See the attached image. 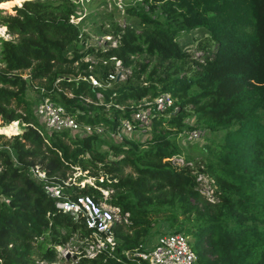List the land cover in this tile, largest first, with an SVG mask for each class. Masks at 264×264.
Listing matches in <instances>:
<instances>
[{
	"label": "trees",
	"instance_id": "obj_1",
	"mask_svg": "<svg viewBox=\"0 0 264 264\" xmlns=\"http://www.w3.org/2000/svg\"><path fill=\"white\" fill-rule=\"evenodd\" d=\"M91 1L0 0V124L19 128L0 140V264L62 260L55 245L71 238L74 264H135L123 251L162 224L158 233L187 236L194 264H264V0H123L121 18L99 22L97 42L87 41L83 16L69 20ZM116 61L127 71L104 85ZM39 88L103 130L147 107L148 136L46 131L33 109ZM162 92L166 109L142 102ZM192 128L210 136L185 148L176 134ZM35 164L60 185L58 197L31 176ZM74 167L76 181H66ZM87 176L93 182L81 184ZM81 195L117 208L115 246L91 257L81 211L56 204Z\"/></svg>",
	"mask_w": 264,
	"mask_h": 264
},
{
	"label": "built area",
	"instance_id": "obj_2",
	"mask_svg": "<svg viewBox=\"0 0 264 264\" xmlns=\"http://www.w3.org/2000/svg\"><path fill=\"white\" fill-rule=\"evenodd\" d=\"M77 1L83 2L87 0ZM111 1H113L114 5H116V8H123V0ZM79 15L77 17L71 15L69 20L76 21V18L81 17ZM126 71L127 70H125V72ZM107 75L109 80H107L104 85H109L112 80L122 78L123 67L118 63V61H116L114 71L108 73ZM87 78L91 84H99L93 76L88 75ZM41 92L42 90L39 88L38 96L33 103V109L46 131L65 130L68 134L77 135L106 131L107 134L112 136L115 140H120L123 137V133L130 130L132 131V129L136 130L143 128L144 130L145 126L150 122L148 116L149 109L147 107H139L132 113L130 118H119V123L116 128L112 130H103L101 125L92 126L87 123L83 124L77 121L61 105L52 101L48 96L42 94ZM171 101L170 95L167 92H162L153 97L151 100H148V103L144 104L153 103L156 109L164 110L170 106ZM174 108L175 107H173L172 110ZM195 130H201L203 132L204 128H192L188 131H183L181 137L187 138L185 141H190V137L191 139H196L200 134H195ZM29 171L32 177L42 183L47 194L51 197H58L60 195V185L47 176L44 168L35 164L30 166ZM197 175H199L198 179L200 182L202 179L206 181L203 185H201L204 186V188H207V192H210V190H208L209 178L200 173ZM206 177L208 178L207 180ZM88 181L92 183L90 180ZM80 182L81 184L83 183V181ZM56 204L63 210H70L74 212L81 211L84 216L85 225L91 228L90 239L85 241V246L83 247L84 256L91 257L100 250L106 248L110 250L113 249L115 242L111 233L108 231V228L112 220L116 217L115 212L117 208L110 207L109 205H106V203L95 204L92 198L88 195L77 196L74 200L66 199L64 201H59ZM103 232L105 233L103 234ZM123 255L132 260L135 264H138L140 259L146 260L148 264H194L195 261V253L190 247L187 236L181 231L160 232L156 234L155 239L151 243L148 241L140 243L138 248L132 252L123 251Z\"/></svg>",
	"mask_w": 264,
	"mask_h": 264
},
{
	"label": "rangeland",
	"instance_id": "obj_3",
	"mask_svg": "<svg viewBox=\"0 0 264 264\" xmlns=\"http://www.w3.org/2000/svg\"><path fill=\"white\" fill-rule=\"evenodd\" d=\"M132 2V0H131ZM125 3V2H124ZM123 3V4H124ZM128 3V2H126ZM124 7V5L122 6ZM123 9V8H122ZM120 9V8H116V6H114L113 2L111 0H92L91 2H89L88 4H85L84 7L82 8V10L80 9V7H78V13L80 14L79 16H83L81 18L82 20V27L85 31L89 32V38L87 41H92V42H97L99 40H96L100 37H102V33L99 32V31H96L98 30V26H99V22H103L105 24L109 23V16L112 15L113 18L117 17V18H121L122 15H124V12L123 10ZM1 13H5L4 10H0ZM109 13H111V15H109ZM78 19V18H76ZM4 27V26H3ZM5 29V27H4ZM1 36H4V37H7L8 34L3 33V35ZM194 42H191L190 44L187 45V48H193L194 47ZM125 70L127 69H123V76L125 74ZM23 76H26V73H24V71L22 72ZM37 82L35 80H32L31 82L29 81L27 84H28V87L25 89V95L26 97H30V98H33L34 95L36 94L35 92V85ZM143 103H148V100H145L143 99L142 101ZM174 110V109H173ZM189 122H191L192 120L190 118L187 119ZM6 126H11L12 128L9 130L8 128H6ZM19 131V128H18V125L16 123V120H12L10 122H8L6 125H1L0 124V133L3 134L2 137H0V140H4L8 137V135L12 134V133H16ZM184 131L181 130L179 131L176 135H177V141H179L183 146H187V143L185 140H187V138H183L181 137V134L182 132ZM205 130L202 132L201 130L198 131V130H195V134L199 133L200 135L198 136V140L196 139H191L190 137V141L192 142H195L196 140V143L197 145L204 142L209 136H210V133L209 134H205ZM126 136L128 138H131V139H138V138H145V136H148V132H146L145 130H143V128H139V129H132V131H128L126 132ZM177 158V161L180 162V158H178V156H176ZM75 169H71V170H68L66 172V174H68L69 176L66 177V181L68 180H75V176L79 174V170L76 169V167H74ZM196 170L193 169V172H195ZM204 176V175H203ZM199 175L196 176V178L198 179ZM208 178L206 177V180ZM88 180H90L91 182H93V178L92 177H85L84 179L82 178L81 181H86V182H89ZM206 181L205 180H201V184L203 185ZM81 183V182H80ZM90 183V182H89ZM107 189H103L102 192L103 193H107ZM0 198H3L2 195H0ZM101 204H105L104 202H101ZM107 205V204H106ZM162 230H166V227L164 226V224H162L161 226H157L156 229H154L152 232L155 234V233H158L159 231H162ZM168 231V230H167ZM72 240V238L66 242L64 245H55V248L58 250V252L60 254H62L64 256V259L62 260H55V261H52V262H46L44 260H41V261H38V264H74V258L75 255H74V252L71 247L69 246V242ZM73 255V257H72Z\"/></svg>",
	"mask_w": 264,
	"mask_h": 264
},
{
	"label": "clouds",
	"instance_id": "obj_4",
	"mask_svg": "<svg viewBox=\"0 0 264 264\" xmlns=\"http://www.w3.org/2000/svg\"><path fill=\"white\" fill-rule=\"evenodd\" d=\"M14 3L18 4V5H23L24 0H14ZM4 4H0V7H3ZM6 29H4L3 27H0V35H3L4 31Z\"/></svg>",
	"mask_w": 264,
	"mask_h": 264
},
{
	"label": "crops",
	"instance_id": "obj_5",
	"mask_svg": "<svg viewBox=\"0 0 264 264\" xmlns=\"http://www.w3.org/2000/svg\"><path fill=\"white\" fill-rule=\"evenodd\" d=\"M156 234L157 233H153V235L151 234V235H149L148 237H147V240L146 241H148L149 243H151L154 239H155V237H156ZM145 242V241H144Z\"/></svg>",
	"mask_w": 264,
	"mask_h": 264
},
{
	"label": "bare ground",
	"instance_id": "obj_6",
	"mask_svg": "<svg viewBox=\"0 0 264 264\" xmlns=\"http://www.w3.org/2000/svg\"><path fill=\"white\" fill-rule=\"evenodd\" d=\"M9 130L12 128L11 126L7 127Z\"/></svg>",
	"mask_w": 264,
	"mask_h": 264
},
{
	"label": "water",
	"instance_id": "obj_7",
	"mask_svg": "<svg viewBox=\"0 0 264 264\" xmlns=\"http://www.w3.org/2000/svg\"><path fill=\"white\" fill-rule=\"evenodd\" d=\"M72 257H73V255H72Z\"/></svg>",
	"mask_w": 264,
	"mask_h": 264
}]
</instances>
